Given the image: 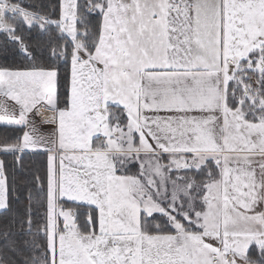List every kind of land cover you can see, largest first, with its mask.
Wrapping results in <instances>:
<instances>
[{"label":"snow or ice","instance_id":"snow-or-ice-1","mask_svg":"<svg viewBox=\"0 0 264 264\" xmlns=\"http://www.w3.org/2000/svg\"><path fill=\"white\" fill-rule=\"evenodd\" d=\"M0 37V264H264V0H0Z\"/></svg>","mask_w":264,"mask_h":264},{"label":"trees","instance_id":"trees-1","mask_svg":"<svg viewBox=\"0 0 264 264\" xmlns=\"http://www.w3.org/2000/svg\"><path fill=\"white\" fill-rule=\"evenodd\" d=\"M47 2L48 0H25V6L28 7L29 5H38V4L47 3ZM2 39L3 37H0V40ZM2 62L3 61L0 60V63ZM12 136H13V133L11 132V130H6L4 127H0V142H3L6 138H11ZM1 158L9 162V175L11 179V176L13 175V169L11 167L12 157L10 156L5 157L1 155ZM45 160H46L45 157L25 156V161H24L25 170L23 172H21L18 169L15 171L17 190L20 194V200L12 201L11 207L14 212H17L22 215L26 207V204H27V201L25 200V191H24V188L21 182L26 178H30L31 172H34L38 168H40L45 163ZM11 215H12L11 212L9 213L0 212V231L3 230L4 224L7 223ZM12 239L16 240L18 246L22 247L23 241L25 239H28V237L17 235V236L12 237ZM4 244H5V241L2 238H0V249H3Z\"/></svg>","mask_w":264,"mask_h":264},{"label":"crops","instance_id":"crops-1","mask_svg":"<svg viewBox=\"0 0 264 264\" xmlns=\"http://www.w3.org/2000/svg\"><path fill=\"white\" fill-rule=\"evenodd\" d=\"M34 119L36 120L41 132L47 133V132L51 131V126H49V125H40L39 124L41 116H35ZM0 159H2L1 155H0Z\"/></svg>","mask_w":264,"mask_h":264}]
</instances>
